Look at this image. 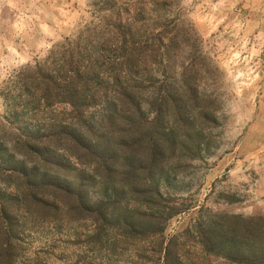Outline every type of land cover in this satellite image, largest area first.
<instances>
[{
    "label": "trees",
    "instance_id": "obj_1",
    "mask_svg": "<svg viewBox=\"0 0 264 264\" xmlns=\"http://www.w3.org/2000/svg\"><path fill=\"white\" fill-rule=\"evenodd\" d=\"M177 5L94 0V22L6 82L0 264H26L30 238L71 225L92 254L73 264H264V215L213 213L166 237L190 208L169 189L218 119L201 69L178 64L197 40Z\"/></svg>",
    "mask_w": 264,
    "mask_h": 264
},
{
    "label": "rangeland",
    "instance_id": "obj_2",
    "mask_svg": "<svg viewBox=\"0 0 264 264\" xmlns=\"http://www.w3.org/2000/svg\"><path fill=\"white\" fill-rule=\"evenodd\" d=\"M177 1L181 26L197 40L196 50L186 47L178 64L195 62L201 69L198 83L202 91L214 94L218 119L208 126V151L198 160L184 161L169 189L190 208L169 221L168 238L213 213L264 215V0ZM93 2L0 0V141H9L14 133L5 119L6 82L94 22ZM83 231L82 225H71L30 238L26 264L90 259L87 248L76 244ZM191 243V250L200 254Z\"/></svg>",
    "mask_w": 264,
    "mask_h": 264
}]
</instances>
